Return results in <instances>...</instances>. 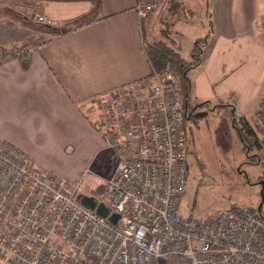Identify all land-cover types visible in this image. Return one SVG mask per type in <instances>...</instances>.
Segmentation results:
<instances>
[{
    "label": "crops",
    "instance_id": "obj_1",
    "mask_svg": "<svg viewBox=\"0 0 264 264\" xmlns=\"http://www.w3.org/2000/svg\"><path fill=\"white\" fill-rule=\"evenodd\" d=\"M135 5L136 0H0V56L26 48L31 58L28 70L20 58L0 63V140L41 168L77 157L76 177H82L104 150L114 152L98 126L105 114L102 99L129 85L141 99L151 91L147 45L168 43L189 61L196 41L207 36L201 63L190 72L184 125L206 109L226 121L230 111L242 115L254 129L264 103V0H164L143 21ZM83 16L89 24L62 36L37 25L50 21L61 28Z\"/></svg>",
    "mask_w": 264,
    "mask_h": 264
},
{
    "label": "built area",
    "instance_id": "obj_2",
    "mask_svg": "<svg viewBox=\"0 0 264 264\" xmlns=\"http://www.w3.org/2000/svg\"><path fill=\"white\" fill-rule=\"evenodd\" d=\"M163 1L136 0L139 20ZM27 54L17 48L0 63ZM152 80L144 99L135 85L102 99L98 126L118 161L104 192L88 195L119 214L116 223L82 203L80 182L44 174L27 153L0 140L3 264H264L261 210L231 207L203 219L179 214L190 154L186 99L173 69L153 68ZM232 115L244 127V117ZM256 130L264 170V103Z\"/></svg>",
    "mask_w": 264,
    "mask_h": 264
},
{
    "label": "rangeland",
    "instance_id": "obj_3",
    "mask_svg": "<svg viewBox=\"0 0 264 264\" xmlns=\"http://www.w3.org/2000/svg\"><path fill=\"white\" fill-rule=\"evenodd\" d=\"M167 19L164 18L165 21ZM164 23V32L167 33L168 24ZM182 36L192 39L189 33ZM181 43H185L183 38ZM218 112L224 115L223 110ZM226 114L227 121L224 116L215 117L204 109L195 116V121L191 119L186 123L190 149L189 168L186 191L178 207L184 219L208 218L219 210L231 207H250L264 213V170L259 161L260 150L256 146L250 151L245 150L233 128L239 122L233 119L231 111ZM254 129L257 131L255 126ZM74 154L71 152V156ZM117 157L114 152L104 150V153L86 165L82 177H76L80 167L77 157L42 169L44 174L58 177L62 181L80 182L82 194L93 191L101 194L105 189L106 178L112 175L116 167ZM0 264H3L1 255Z\"/></svg>",
    "mask_w": 264,
    "mask_h": 264
},
{
    "label": "trees",
    "instance_id": "obj_4",
    "mask_svg": "<svg viewBox=\"0 0 264 264\" xmlns=\"http://www.w3.org/2000/svg\"><path fill=\"white\" fill-rule=\"evenodd\" d=\"M16 17L20 19V21L29 24H32L33 22L30 21L25 16L15 13ZM90 23L88 16H83L75 21H73L70 24H66L63 27H57L56 25H53L51 23H46L45 25L41 23H37L38 27L45 28L51 31H54L59 36L68 34L74 30H77L87 24ZM208 36L202 39H199L196 41L191 59L185 60L180 53L176 51L171 45L165 42H156L153 44H148L147 46V53L150 60V63L154 70L158 71L164 68H170L177 72L179 75V80L182 88V93L185 95L186 103V117L188 118L190 116V110H187L188 105V99L190 97L191 93V78H190V72L191 69L196 67L201 63L202 60V54L204 46L207 42ZM20 60L22 62L23 68L25 70H28L31 65V58L29 54L24 55L20 57ZM192 113V112H191ZM246 121V120H245ZM237 133L243 143V146L245 150L250 151L251 149L255 148L256 146V138L257 133L253 129V127L246 121L244 127H238V125H234ZM189 165V164H188ZM82 195V194H81Z\"/></svg>",
    "mask_w": 264,
    "mask_h": 264
},
{
    "label": "water",
    "instance_id": "obj_5",
    "mask_svg": "<svg viewBox=\"0 0 264 264\" xmlns=\"http://www.w3.org/2000/svg\"><path fill=\"white\" fill-rule=\"evenodd\" d=\"M79 198L86 207L96 210V212L101 216L108 217L114 223L118 221L119 214L110 213V208L107 206V204L103 201L98 202L95 196L82 194Z\"/></svg>",
    "mask_w": 264,
    "mask_h": 264
}]
</instances>
